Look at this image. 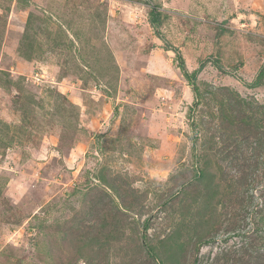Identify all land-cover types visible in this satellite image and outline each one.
<instances>
[{"label":"rangeland","instance_id":"1","mask_svg":"<svg viewBox=\"0 0 264 264\" xmlns=\"http://www.w3.org/2000/svg\"><path fill=\"white\" fill-rule=\"evenodd\" d=\"M261 107L264 0H0V264H264Z\"/></svg>","mask_w":264,"mask_h":264},{"label":"trees","instance_id":"2","mask_svg":"<svg viewBox=\"0 0 264 264\" xmlns=\"http://www.w3.org/2000/svg\"><path fill=\"white\" fill-rule=\"evenodd\" d=\"M153 12H155L154 10H153ZM180 59V58H179ZM181 65V68L185 71V65H184V63L183 62H181L180 63ZM185 75H186V77L187 78H189L190 79V75H189V73L188 72H186L185 71ZM191 81H192V79H191ZM195 89V92H197V89H196V87L194 88ZM264 108H260V111H262ZM264 114V113H263ZM259 115V113H257V112H255L253 115H252V122H254L255 124H253V125H255L256 126V128L259 130V132L257 131H255V133L253 134V136H251L252 138H254V139H256L257 140V143H256V147L254 146V148L256 149H260L261 147H262V149H263V151H261V152H264V122H263V120H262V118H260V116H258ZM247 116H244L243 118H246ZM247 143H249V142H247ZM251 145V143L249 144V146ZM241 145H239V146H237V151L239 152V153H241V155H242V157H243V162L245 163V165H246V163H248L251 159H253V158H256V164H255V167H257V169H258V166L261 164L262 165V167H264V161H262V162H259V161H257L258 160V155H259V153H257V154H245V153H247L248 152V149H244V148H242V147H240ZM249 146L247 147V148H249ZM230 150H228V152L227 153H225V157H224V161H226V160H233V162H235V161H237V160H241L242 161V159H241V156H237L236 155V151H234V149L233 150H231L230 152H229ZM243 151V152H242ZM264 155V154H263ZM199 159H204V155H200V157H199ZM236 165H231V169H233L234 167H235ZM253 165H246L245 167H243V166H240L241 167V169H240V171L241 172H243V174H242V176H241V178L240 177H237L236 175V179H231L232 181H231V185L229 186V192H230V189L233 191V188L235 187V185L236 184H239V185H237V186H241V187H245V188H248L249 186H250V182H248V179L246 180V178H248V176L249 175H252V171L249 169V167H252ZM230 169V170H231ZM197 172H199V175H198V177H201L202 175H204V171H203V169L202 170H197ZM224 174H225V172H224ZM226 175H228V174H226ZM226 175H225V177H226ZM229 177H230V175H229ZM238 178H240V179H238ZM227 179V178H226ZM248 182V183H247ZM230 195H234V193L233 192H230ZM235 198H236V196H235ZM253 199V198H252ZM251 199V203H252V200ZM244 202H245V199H244ZM261 229V227H259V229L258 230H260ZM201 237H202V239H205V238H203L204 236L203 235H201ZM206 241V240H205Z\"/></svg>","mask_w":264,"mask_h":264}]
</instances>
